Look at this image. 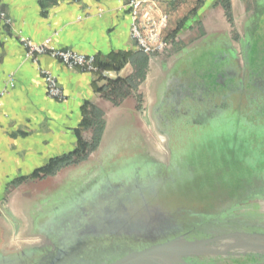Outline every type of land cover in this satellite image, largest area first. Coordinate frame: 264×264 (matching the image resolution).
Here are the masks:
<instances>
[{"label": "crops", "instance_id": "1", "mask_svg": "<svg viewBox=\"0 0 264 264\" xmlns=\"http://www.w3.org/2000/svg\"><path fill=\"white\" fill-rule=\"evenodd\" d=\"M129 1L3 0V9L13 23L0 28V89L11 77L15 86L9 89L0 107V200L45 182L33 175L53 159L74 152L79 133L84 140L92 139V131L83 127L86 111H111L106 117L105 141L113 139V131L127 128L129 110L137 112L133 97L119 107L102 98L99 90L106 81H100L96 75L70 70L48 55L36 60L29 58L20 37L34 43L51 39L58 49L93 55L102 63L120 56L118 64L123 62L122 70L111 72L109 77L126 78L148 64V57L131 38V16L126 8ZM157 1L170 17L164 36L171 41L172 48L180 42L184 48L181 52L186 53L188 45L204 41L190 52L194 59L221 45L214 36L233 30L225 18L224 2L230 4L238 21L244 10L250 13L251 22L244 27L250 32L247 42L252 51L264 52V33H260L264 30V0ZM42 70L57 77L64 100L48 97ZM149 70L153 74L152 63ZM158 77L156 71L149 77L151 85ZM147 84L141 91H146ZM153 101L156 98L152 93ZM135 125L141 128L137 121ZM74 167L75 171L77 166ZM65 174L63 170L53 178L60 182Z\"/></svg>", "mask_w": 264, "mask_h": 264}, {"label": "rangeland", "instance_id": "2", "mask_svg": "<svg viewBox=\"0 0 264 264\" xmlns=\"http://www.w3.org/2000/svg\"><path fill=\"white\" fill-rule=\"evenodd\" d=\"M228 20L231 27H234L232 19L228 18ZM246 25V21L245 23H242V21L239 22L238 31L240 37H244V33L246 32L244 27ZM249 33L250 32H248V34ZM260 33H264V30H260ZM223 35H225L227 43L229 41V44L233 47L237 46L235 41L236 37L232 35V31L231 33L219 34L214 37L218 38ZM214 37H212V39ZM202 42L197 41V43L194 42V44L188 45L190 48L187 50L188 52L184 53L181 52L182 49H184L182 48L183 44L179 42L172 48L170 41L166 49L168 50L167 52H162L163 54L156 53L154 55L145 54L148 57L149 68L152 63L153 70L155 69L156 72H159V78L161 75L159 79L160 106L158 110L156 109L148 114L149 117L146 119L147 123L143 117V121L146 124L145 127L147 128L146 134L151 139L150 141L155 144H159V142L169 136L176 137L175 139L178 140L177 147L175 146L177 148V156L173 159L172 166L175 172L165 174V177H163L161 181L159 180V190L153 193L151 197L142 204L138 202L133 204L129 203L128 205L124 204V206L122 205L123 203L116 202L113 203V205L107 203L101 204L99 200L102 198L101 195L109 193L110 191H108V189H113L117 186L115 184H118V182L123 181L129 183L133 175H139L144 179H148L152 176L151 174L156 172L155 170L150 172V170L147 169L149 165L143 164L135 166L133 159L125 160V163L118 168L117 173L114 172L112 177H107L95 190L90 192L92 196L94 194L97 195L91 198V196L87 194L90 199H85L83 205L79 206L82 208L80 211L84 212L83 214L85 217L84 220L76 226L75 230L77 236L92 233L99 234L105 231L117 232L114 231L118 230L117 228L120 225L117 223H121L124 220L131 222L132 228L134 229L132 231L134 232L148 235V233L155 230L158 225L159 231H162L167 229L166 227L171 228V226L176 225L177 222L184 220L183 216L187 215L184 213L186 211L189 213H204L203 211L205 209H210L206 205L207 202L211 201L208 200L210 197H207L210 196V194L220 193V190L224 189V187L245 188L249 183L254 184L255 177L259 178L258 174L253 173L255 165H253L252 162L256 163V171L255 168L254 171L259 173L258 170L261 169L259 163L260 159H244V154L247 150L241 146H244L242 140L247 137L243 132L245 126L249 125V127L251 126L253 128L255 126L259 129L263 127L264 129V98L262 100L260 98L256 100L258 105L253 104L252 106L251 104L249 106L247 101L240 97L251 85H247L249 83H243L246 81L245 77L250 73L245 72V64H240L242 61H239V66L232 63L233 65L230 66V68L227 67L228 71L224 69L229 79L232 78L233 80L235 75L237 77L235 78L236 81H234L236 82L237 92L240 96H235V98H231L230 96L229 99L232 100L231 111H225L224 109L222 112L217 111L215 109L217 101L211 102L210 99L212 97H209L210 99L205 98L202 92L197 94H195V92L194 95H192L195 99L193 101L189 100V93L191 94V92L194 91L191 81L198 72V68L194 70L192 67V64L197 62V59L192 58L191 51H193L192 49H194V47L198 46L199 48ZM212 48L215 50L218 49L217 47ZM221 50L222 49H220V51ZM220 56H222V53ZM227 57L228 55L226 54L224 61L222 60V63L217 62L218 66L216 67H219V65H222L221 68H223V66L225 67L226 62L228 61L227 63H229V61H231L227 60ZM216 67L215 65L212 66V68ZM187 70L191 71L190 74L186 73ZM106 72L109 74L106 77L103 76L104 79L110 78L109 75L112 71ZM94 75H96V73ZM261 76L262 78L257 81L260 83L261 87H264V72ZM227 80L228 79L225 81ZM204 92L207 93L206 89ZM197 101L205 106H199ZM188 102H192V106L190 105L189 107ZM236 102L239 105H235L237 104ZM181 105L183 109H181ZM184 105H187L190 109L188 115H185L184 119L179 115L174 118L173 122L166 121V117L163 115L165 109L167 111H173L177 107L180 112H184V110L186 111L187 109ZM254 108L255 111L253 112ZM230 126L241 132L237 133L232 128H229ZM262 132L264 133V130ZM262 132H252L247 139L254 144L263 143L264 134H262ZM232 156L235 159L232 158ZM90 160L94 165L97 163V159ZM92 165L93 164H91V166ZM163 172L165 173V170L161 173ZM66 175L67 174H65L60 182L55 181L53 178L54 176L50 177V183L54 182L55 185L53 187L54 190L58 188L61 189L69 183V179H67L68 177ZM69 175L70 173L68 176ZM38 178L45 179L47 177L40 176ZM45 182H47V180ZM222 192V194H225L224 191ZM8 196H10V194H7L4 199L0 200V225L8 224L10 227L12 226L11 234L7 233L8 235L5 237L7 238L6 248L10 247L12 249L15 244V241H12V239L17 238L20 233H23L25 228L22 223H18L15 219L12 220L8 215L9 212L6 205ZM226 199L227 198L224 196V205H217V213L225 209V206L227 208L230 207L231 201ZM73 208L75 209V207ZM67 209H69V207ZM190 221L194 220L191 219ZM60 222L61 220L58 215L50 222V226L55 227L58 231L61 226ZM1 239H3V237L1 238L0 236V245ZM21 244L22 243H18L17 245ZM3 256L4 255H0V264L4 262Z\"/></svg>", "mask_w": 264, "mask_h": 264}, {"label": "water", "instance_id": "3", "mask_svg": "<svg viewBox=\"0 0 264 264\" xmlns=\"http://www.w3.org/2000/svg\"><path fill=\"white\" fill-rule=\"evenodd\" d=\"M244 12L238 21L231 8L232 24L237 32L239 22L245 23L246 21L247 25L251 22L250 13L247 10H244ZM225 18L229 21L226 10ZM177 40H180V38H177ZM110 112H104L105 122H107L106 117ZM128 114L127 128L122 131L123 135L119 137V143L114 141L110 146L109 142L105 141L106 123L99 147L89 154L87 160L74 165L77 166L75 171L71 170L73 166L61 170L66 171L67 179H69V183L65 187L54 190V182L50 183V177H47L45 178L47 182H43L38 187H29L25 189L26 191L21 192L20 190L8 196L6 204L8 215L12 220L15 219L18 223H22L25 231L20 233L17 238L12 239V241H15L12 249L10 247L6 248L7 238L5 237L11 234L12 226L10 227L8 224L0 225V236L1 238L3 237L1 239L0 255H4L3 264H58L67 255H76L81 257L80 260H83L91 257L94 252L104 251V245L113 242L114 239L121 240L135 236L151 237L164 235L163 232H159V225L155 230L149 232L148 235L134 232L132 231L134 229L131 222L126 220L117 223L120 224L117 228L118 230H114L117 232L105 231L99 234L92 233L83 236H77L76 234V226L85 217L84 212L80 211L82 208L79 206L83 205L85 199H90L88 195L91 198L95 197L97 194L92 196L90 192L95 190L107 177H112L114 172L117 173L118 168L125 163V160L133 159L135 166L149 165L147 169L150 172L152 170L156 172L151 174L152 176L148 179L133 175L129 183L118 182L113 189H108L109 193L101 195V199L98 198L101 204L113 205L115 202L123 203V206L124 204L128 205L136 202L142 204L159 190V180L161 181L165 174L175 172L172 166L173 159L177 156L176 147L178 140L175 139L176 137L169 136L159 142V144H155L150 141L151 139L146 134V124L142 116L144 114L143 109L137 112L129 110ZM136 121L141 128L135 125ZM223 123L226 124L225 122ZM229 128H232L237 133L241 132L231 126ZM243 129L247 137L252 132H262L264 130L263 127L259 129L255 126L254 128L249 127V125ZM262 134L264 133L262 132ZM247 137L244 138L245 143L244 139L242 140L243 142L241 141L244 144L241 147L247 150L244 154V159H260L261 169L258 170L259 173L255 172L256 163L252 162L255 165L253 173L258 174L259 178L255 177L254 184L249 183L245 188H241L244 189L240 196L243 198L244 203L242 205L245 207V211L241 212H256L257 210L261 216H264V142L254 144ZM106 143L108 145H105ZM232 158L234 157L232 156ZM90 159H97V163L94 165ZM91 164L93 165L91 166ZM163 170H165V173H161ZM69 173L70 175L68 176ZM262 192L263 194L256 196V194ZM255 196L256 198L252 199ZM248 198L250 199L248 200ZM249 206L255 207L256 210H253V208L247 210L246 207ZM68 207L69 209H67ZM222 212L215 213L211 217H216ZM184 213L187 214L183 216L184 219H192L196 222L201 218H210L209 213H188L187 211ZM226 213L224 212L223 215ZM58 215L61 220V226L57 231L55 227L50 226V222ZM90 241L92 243H89ZM18 243L22 244L17 245ZM81 243L84 246H86V243L92 244L93 248L80 250ZM248 254L264 255V232L234 231L204 238H190L188 235L183 234L164 242L148 244L140 250L131 251L122 258L114 259L110 262L104 261L100 264H194L190 262L192 261L191 259L221 261L231 256L240 257ZM90 262L82 263L78 261L75 264H89Z\"/></svg>", "mask_w": 264, "mask_h": 264}, {"label": "flooded vegetation", "instance_id": "4", "mask_svg": "<svg viewBox=\"0 0 264 264\" xmlns=\"http://www.w3.org/2000/svg\"><path fill=\"white\" fill-rule=\"evenodd\" d=\"M235 27H232V29ZM235 29L232 30V35H235V40L237 43V46L233 47L231 44L227 43V39L225 38V35L218 37L221 42V45L218 46L217 50L211 49L209 52H206L204 57H201L198 59V62H194L192 64V67L194 70L198 68V72L196 73L195 77H193V80L191 81L193 83L192 89H194L191 94L189 93V100H194L195 97L192 95L197 94L199 92H202V94L205 96V98L212 97L210 99L211 102H216V110L219 112L222 111H231V101L229 98H235L239 97L240 95L237 92L236 88V80L235 77L232 80V78H228V75L225 70H227V67L230 68L233 64L239 66V61H242L240 64H245L246 66V73L249 72L250 74L245 77L246 81L243 82L244 84L251 85L248 89H246L242 96L243 99L247 101V104L250 106L252 104L258 105L256 100L260 98L261 100L264 98V87L260 86V83L257 81L258 79L262 78L261 74L264 72V52L263 51H252L251 45L248 41L249 34L247 32L244 33V37H240L239 31L236 32ZM248 34V35H247ZM220 49H222L220 51ZM213 50V51H212ZM168 50H165L163 53L167 52ZM162 53V54H163ZM222 53V56H220ZM228 55V58L231 59L229 63L226 62V66L221 68L222 65L218 66L217 62L222 63V60L224 61L225 55ZM192 56V55H191ZM233 56V57H232ZM251 59V57H253ZM232 57V58H231ZM250 57V58H249ZM188 58V57H187ZM194 58V56H193ZM229 59V60H230ZM193 60V59H192ZM235 62V63H234ZM233 63V64H232ZM159 64V63H158ZM165 64V63H164ZM149 65V64H148ZM215 65L216 68H212V66ZM224 65V64H223ZM159 69V67H158ZM225 69V70H224ZM155 69L153 70V74L155 73ZM228 71V70H227ZM191 71L187 70L186 73L190 74ZM159 76V72H156ZM149 66H147V69L143 76L137 80L136 90H133L131 95L127 98L123 99L121 101V104L128 99L129 97H133L136 104V110L142 111L144 114L142 115L145 118V121L147 123V118L149 117L148 114L150 112L152 113L156 109L158 110L160 103L159 102V83L160 78L156 80L155 84L151 85V81L149 78L152 75ZM221 74V75H220ZM228 79L227 81H225ZM244 79V80H245ZM235 80V81H234ZM243 80V81H244ZM146 91H141L142 88H145L146 83ZM191 89V90H192ZM206 89L207 93L204 92ZM263 92V93H261ZM152 93L155 95L156 101L152 102ZM262 94V95H261ZM260 95V96H259ZM207 96V97H206ZM202 98V99H205ZM207 99V100H209ZM198 102V101H197ZM237 103V102H236ZM120 104V105H121ZM119 105V106H120ZM192 106V102H188V106ZM199 106H202L204 104L199 103ZM235 105H239L238 103ZM118 106V107H119ZM182 106V105H181ZM188 106L184 105L186 111L180 112L178 108L176 107L173 111H167L166 109L162 112L163 115L166 117L167 122H173L174 118L176 116H181L183 119L185 115H188L190 109ZM205 106V105H204ZM183 109V106L182 108ZM180 109V110H181ZM224 109V110H223ZM227 109V110H226ZM255 111V108L253 112ZM182 113V114H180ZM164 119V120H165ZM147 130V128H146ZM113 139L107 140L109 142V145L115 141V143H119V137L123 135V132L116 133L113 131ZM109 137V136H108ZM112 138V136H111ZM87 141V140H86ZM105 145H108L107 143ZM111 146V145H110ZM74 166V165H72ZM223 187V186H222ZM244 189L241 188H225L220 190V193H212L210 194V197L208 200H211L210 202H207V206L210 209H205L204 213H209L210 218L209 219H197L196 221H190L184 219L176 223V225L170 227H166L167 231H159L163 232L164 235H156L151 237H145V236H135V237H128L123 239H114L113 242L107 243L104 245V251L100 252H94L91 257H87V259L80 260L81 257L79 256H73V255H67L66 257L62 258L58 264H75L78 261L88 262L91 261L89 264H100L104 261H113L114 259L122 258L123 256H126L131 251L134 250H140L151 243H159L164 242L168 239H171L178 235L186 234L190 238H204V237H212L215 235H220L224 233L234 232V231H243V232H264V216H261L256 208L253 206L246 207L247 210H253L255 211H248V212H241L245 211L243 207V198L240 196L243 193ZM224 191L225 194H222ZM253 192V190H251ZM251 192V193H252ZM250 193V194H251ZM262 193L256 194V196L261 195ZM224 196L229 201H231V205L229 208L225 206V210H221L222 214H219L216 217H211L212 215L217 214L216 207L217 205H224ZM255 197H252V199H255ZM226 199V200H227ZM250 198H248L249 200ZM247 200V201H248ZM188 212V211H187ZM224 212H227L225 215H223ZM189 213V212H188ZM197 223V224H196ZM199 224V225H198ZM89 243H92L90 241ZM118 245V246H117ZM83 248L92 249L93 245L86 243V246L84 244H80V250ZM95 248V247H94ZM78 249V250H79ZM91 258V259H90ZM191 263L194 264H264V255L262 254H248L247 256H240V257H229L225 260L221 261H199L198 259H191Z\"/></svg>", "mask_w": 264, "mask_h": 264}, {"label": "built area", "instance_id": "5", "mask_svg": "<svg viewBox=\"0 0 264 264\" xmlns=\"http://www.w3.org/2000/svg\"><path fill=\"white\" fill-rule=\"evenodd\" d=\"M43 1V0H41ZM131 18L136 15H143V25L141 35H134L131 32V38L134 40L141 51L146 55H154L164 52L169 46L167 39L166 45H159V35H164L169 26V14L162 11L157 0H130L126 5ZM146 12H159V26H151V21L146 20ZM11 17L3 9V0H0V28L12 25ZM20 42L26 50L29 58L36 60L39 56L48 55L58 60L70 70H78L88 73H98L99 67L96 64V57L93 55H84L72 50H61L56 48L51 39L43 43H34L33 41L20 37ZM43 78L47 88V95L53 100L62 101L65 99L63 89L60 87L57 77L49 71L42 70ZM108 72H102V76H108ZM15 86L14 79L11 77L6 86L0 89V107L3 98L9 89Z\"/></svg>", "mask_w": 264, "mask_h": 264}, {"label": "trees", "instance_id": "6", "mask_svg": "<svg viewBox=\"0 0 264 264\" xmlns=\"http://www.w3.org/2000/svg\"><path fill=\"white\" fill-rule=\"evenodd\" d=\"M224 8L227 12L229 19H231V6L229 3L224 2ZM175 38V37H174ZM120 56L115 55L107 63H102L97 61V66L99 67V72L96 76L100 81L105 80L106 84L99 91L101 92L102 98L111 102L115 106H119L121 101L131 95L133 90H136L137 80L140 79L145 73L147 66L138 70L135 74L128 76L126 78L116 77V78H106L102 76L104 71L120 72L123 68V62L118 64ZM123 61V58L121 59ZM125 61V60H124ZM148 63V58H147ZM101 71V72H100ZM105 113L102 109L96 110V112L88 113L85 112L84 120V130L91 129L93 131L92 139L86 141L81 138L79 133L78 146L74 152L67 156H63L57 159H53L46 167L38 170L33 178L51 177L57 175L62 169L77 165L85 160H87L90 153L95 151L101 142L103 132L105 130L106 122L104 120Z\"/></svg>", "mask_w": 264, "mask_h": 264}, {"label": "bare ground", "instance_id": "7", "mask_svg": "<svg viewBox=\"0 0 264 264\" xmlns=\"http://www.w3.org/2000/svg\"><path fill=\"white\" fill-rule=\"evenodd\" d=\"M146 20L151 21V26H159V12H146ZM143 25V15H136L131 21V32L134 35H141ZM167 40L164 35H159V45H166Z\"/></svg>", "mask_w": 264, "mask_h": 264}]
</instances>
